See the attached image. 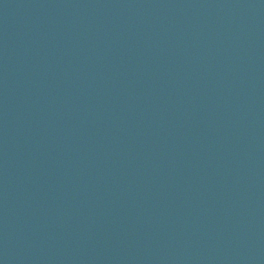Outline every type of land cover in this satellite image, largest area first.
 Masks as SVG:
<instances>
[{"label":"water","instance_id":"1","mask_svg":"<svg viewBox=\"0 0 264 264\" xmlns=\"http://www.w3.org/2000/svg\"><path fill=\"white\" fill-rule=\"evenodd\" d=\"M14 264H264V0H111Z\"/></svg>","mask_w":264,"mask_h":264}]
</instances>
